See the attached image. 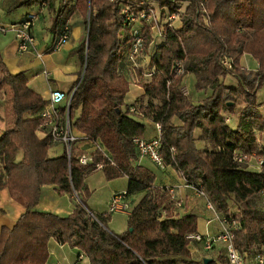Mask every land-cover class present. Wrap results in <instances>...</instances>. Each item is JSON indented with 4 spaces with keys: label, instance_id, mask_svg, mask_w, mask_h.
I'll return each instance as SVG.
<instances>
[{
    "label": "trees",
    "instance_id": "1",
    "mask_svg": "<svg viewBox=\"0 0 264 264\" xmlns=\"http://www.w3.org/2000/svg\"><path fill=\"white\" fill-rule=\"evenodd\" d=\"M37 1L44 0H14L11 6ZM66 4L54 15L57 30L67 23ZM71 6L81 15L83 27L74 49L80 78L66 115L70 127L96 141L95 148L89 153L71 143L68 156L64 149L50 156V137L38 134L45 99L27 86L23 70L9 72L0 60V187L23 208L0 240V264H44L50 236L59 244L79 248L88 264H216L212 259L190 258L186 234L196 230V215H178L166 186L153 185L154 173L137 162L132 137L144 136L145 130L138 117L158 125V151L164 164L201 188L228 222L239 223L233 231L234 246L246 255L258 247L264 254V203L258 199L263 176L234 159L235 152L264 158L253 131H264V118L256 107V92L264 83V0H188L180 25L167 29L164 41L150 47L147 63L131 68L129 62L130 70L140 69L141 76L153 65L152 73L141 79L140 94L151 101L136 107L123 103L127 82L119 67L128 59V36L116 1L73 0ZM142 29L146 44L148 30ZM224 53L232 60L230 68L219 62ZM243 53L256 61L254 70L241 65ZM175 62L181 63L182 73L171 70ZM186 72L193 74L195 87L210 88L197 102L183 90ZM226 74L235 85L220 80ZM237 97L242 101L239 108L234 103ZM60 110L63 113L64 108ZM195 127L209 146L195 145ZM81 153L90 156L88 161H78ZM96 163L102 164L99 168L106 179L127 176L124 193L145 190L121 232L106 229L107 214L90 212L85 206L89 190L83 177ZM45 180L54 184L58 194L77 195L66 215L35 208Z\"/></svg>",
    "mask_w": 264,
    "mask_h": 264
},
{
    "label": "crops",
    "instance_id": "2",
    "mask_svg": "<svg viewBox=\"0 0 264 264\" xmlns=\"http://www.w3.org/2000/svg\"><path fill=\"white\" fill-rule=\"evenodd\" d=\"M13 1L0 0V22L15 21L26 11L35 12L36 18L30 28L34 43L26 51L20 52L17 50L13 32H0V60L5 68L9 72L23 70L27 86L39 93L42 98H45L48 91L52 88H60L64 91L70 90L77 81L79 64L74 49L80 41L83 27L81 15L71 6L73 0H53L52 3L44 0L11 6ZM61 1H63L62 3H67L63 10V15H67V38L57 49L46 52L45 50L53 35L58 31V24H55L53 19L56 11L62 7ZM36 52H41V54L37 56ZM243 54L248 55L247 53ZM248 56L253 59L250 55ZM139 60L141 61V57ZM245 60L248 62V59ZM253 61L254 67L249 70L256 68V61L254 59ZM243 62L244 60L241 59L240 63L244 66ZM119 69L127 82L123 103L128 107H136L141 104L146 105L151 101V98L147 96L140 97L142 91L141 79H146L147 76H141L140 69L135 72L131 71L126 57L122 60ZM220 80L225 84L235 85V79L229 74L224 75ZM193 82L194 76L190 72H186L181 79L182 85L186 83L185 93L189 95L192 102H197L210 93V88L208 86L197 88ZM152 101L155 100L152 99ZM256 101V107L264 118V84L257 89ZM1 108L0 104V131L3 125ZM138 119L145 124L144 137L155 135L157 128L152 121L147 118L138 117ZM172 121L174 122V117ZM253 131L257 138L258 147L264 149V131H258V129H253ZM43 133L44 130L38 131L39 135ZM71 133L76 136L72 141L74 146L89 153L94 150L96 141L83 137V134L74 127H71ZM193 137L197 147L209 146V142L200 136L198 127L193 129ZM62 149V143L51 140L48 144L47 153L50 156H54L59 154ZM137 162L154 173L153 185L171 186L173 188L175 197L183 203V207L177 209L178 215L185 212H193L196 215V232L211 235L221 229V224L214 216V213L207 209L204 204V207L201 206V199L203 201V198L197 196L194 190L185 184L184 178L179 176L173 168L166 166L164 169H159L146 156H138ZM245 168L248 170L255 169L253 161H249ZM2 178L3 172L0 163V181ZM83 180L90 191V194L85 198L86 208L90 212L107 214L106 227L111 232L118 233L124 230L126 217L130 209L145 190L123 193L121 201L125 204V207L107 212V205L111 195L115 192L125 191L127 176L122 175L105 179L100 168H93L84 174ZM54 187V184L48 180L41 184L39 199L35 208L52 211L58 215H66L73 208L77 195L74 192L58 194L55 192ZM22 210V206L9 197L6 189L0 187V240ZM46 246L48 254L44 264H88L87 257L79 248L65 243L59 244L54 236L49 237ZM187 247L191 259L202 261L203 257H209L216 264H228L222 242H216L210 249L204 250L198 241L189 240ZM243 264H264V259L258 262L253 254L250 253L244 257Z\"/></svg>",
    "mask_w": 264,
    "mask_h": 264
},
{
    "label": "built area",
    "instance_id": "3",
    "mask_svg": "<svg viewBox=\"0 0 264 264\" xmlns=\"http://www.w3.org/2000/svg\"><path fill=\"white\" fill-rule=\"evenodd\" d=\"M115 1L121 14L122 28H127V58L130 62L131 68L139 65L142 66L147 63L150 47H155L158 43L164 41L165 31L167 29L176 28L180 25V16L188 2V0ZM35 18L36 14L29 11L24 13V15L16 21L7 23L0 22V32L4 33L6 31H12L16 40L17 50L20 52L26 51L28 48L32 47L34 43L30 28ZM143 27L147 28L149 35L146 44L144 43ZM67 31L68 25L67 23H63L60 29L53 35L45 51L55 50L59 45L65 42ZM40 54L41 52H36L37 56ZM138 57H141V61L137 60ZM219 62L225 68H230L232 66L231 58L225 53L221 55ZM171 70L174 73H182L183 67L181 63L175 62L172 65ZM152 71L153 65L148 72H144V75H150ZM43 72L46 73L44 70ZM73 89L74 87L68 91H64L60 88L50 89L47 96L44 98L45 103L39 111V115L42 118L39 123L40 129L44 130V133H47L51 140L62 143L67 156L69 155L70 145L76 138V136L71 133V127L66 115ZM60 106L64 108L63 113H61ZM155 126L157 128L155 135L151 137L135 135L132 137V143L136 148L138 156H146L159 169H164L166 165L162 161L158 151V125L155 124ZM89 158L90 156L87 155V153H81L78 156V161L84 163L88 161ZM234 159L246 162L247 165L249 161H253L255 169L262 173L263 184L258 191V199L260 202L264 203V158L262 156H256L253 152L248 154L235 152ZM101 165V163H96L95 167L99 168ZM184 182L194 190L197 196L203 198L204 206L214 213V216L221 224V229L214 234L208 235L194 231L187 233L186 236L190 240L198 241L204 250L210 249L216 242H222L227 263L243 264L246 251H240L234 246L232 241L233 231L238 228L239 223L236 221L228 222L224 216L214 209L201 188L191 182L185 180ZM166 189L169 193V200L172 202V208L177 213V209L183 207V203L175 197L171 186H167ZM123 193L124 191L115 192L111 195L107 205V212L125 207V204L121 201ZM253 249L256 250L253 254L254 258L258 262H261L264 259L262 248L258 247Z\"/></svg>",
    "mask_w": 264,
    "mask_h": 264
},
{
    "label": "rangeland",
    "instance_id": "4",
    "mask_svg": "<svg viewBox=\"0 0 264 264\" xmlns=\"http://www.w3.org/2000/svg\"><path fill=\"white\" fill-rule=\"evenodd\" d=\"M241 59H243L244 60V66L247 68V69H252L253 67H254V61H253V59H251L248 55H245V54H243V55H241V57H240V62H241ZM245 59H248V62L245 60ZM242 65V64H241ZM1 72H3V70H2V66L0 65V77H1ZM190 76V75H189ZM185 84L186 83H184L182 86H183V90L185 91L186 89H185ZM193 84H194V82H193ZM264 84V83H263ZM262 84V85H263ZM261 85V86H262ZM188 95V94H187ZM189 96V95H188ZM2 98V99H1ZM199 101V100H198ZM234 103H235V106L237 105V108H239L241 105H242V101H241V99H240V97H237L236 99H235V101H234ZM0 104H1V107L3 108V94H2V91L0 90ZM2 108H1V111H2V115H3V110H2ZM1 118H2V116H1ZM174 122H178L175 118H174ZM264 137V136H263ZM262 137V138H263ZM166 168V167H165ZM122 176V175H121ZM104 177V176H103ZM118 177V176H117ZM105 178V177H104ZM115 178V177H114ZM106 179V178H105ZM85 183V182H84ZM86 185V184H85ZM87 187V186H86ZM88 188V187H87ZM89 190V189H88ZM90 194V191L88 192V194H87V196ZM86 196V197H87ZM85 197V198H86ZM203 204H204V202L202 201V199H201V206L202 207H204L203 206ZM258 206H260V205H258ZM208 209V208H207ZM210 210V209H209Z\"/></svg>",
    "mask_w": 264,
    "mask_h": 264
},
{
    "label": "water",
    "instance_id": "5",
    "mask_svg": "<svg viewBox=\"0 0 264 264\" xmlns=\"http://www.w3.org/2000/svg\"><path fill=\"white\" fill-rule=\"evenodd\" d=\"M82 70H83V68H82ZM79 78H80V77H79ZM79 78H78V80H79ZM78 80H77V81H78ZM106 229H107V228H106ZM208 260H209V257H203V258H202V262H206V261H208Z\"/></svg>",
    "mask_w": 264,
    "mask_h": 264
}]
</instances>
